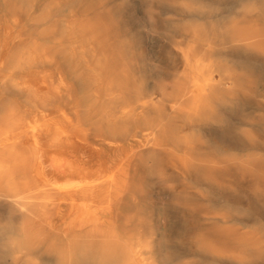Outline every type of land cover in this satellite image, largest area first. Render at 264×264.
Here are the masks:
<instances>
[{
    "label": "bare ground",
    "instance_id": "6f19581e",
    "mask_svg": "<svg viewBox=\"0 0 264 264\" xmlns=\"http://www.w3.org/2000/svg\"><path fill=\"white\" fill-rule=\"evenodd\" d=\"M141 2L165 70L124 3L0 0V264H264V0Z\"/></svg>",
    "mask_w": 264,
    "mask_h": 264
},
{
    "label": "rangeland",
    "instance_id": "374dc122",
    "mask_svg": "<svg viewBox=\"0 0 264 264\" xmlns=\"http://www.w3.org/2000/svg\"><path fill=\"white\" fill-rule=\"evenodd\" d=\"M117 5L124 3L129 21L131 23L130 33L135 40L141 43L142 55L145 64L151 68L165 70L170 64V58L167 53L166 37L160 32H156L161 17L154 11L150 15L148 9L150 6H144L141 0H116ZM261 90V92H263ZM168 228H175L174 220L169 221Z\"/></svg>",
    "mask_w": 264,
    "mask_h": 264
}]
</instances>
